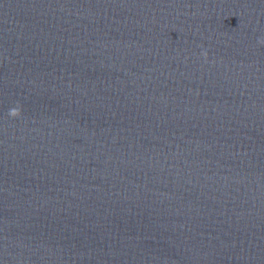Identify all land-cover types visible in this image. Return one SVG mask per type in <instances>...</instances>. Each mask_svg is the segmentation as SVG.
I'll return each instance as SVG.
<instances>
[{"label": "water", "instance_id": "obj_1", "mask_svg": "<svg viewBox=\"0 0 264 264\" xmlns=\"http://www.w3.org/2000/svg\"><path fill=\"white\" fill-rule=\"evenodd\" d=\"M0 264H264V0H0Z\"/></svg>", "mask_w": 264, "mask_h": 264}, {"label": "clouds", "instance_id": "obj_2", "mask_svg": "<svg viewBox=\"0 0 264 264\" xmlns=\"http://www.w3.org/2000/svg\"><path fill=\"white\" fill-rule=\"evenodd\" d=\"M13 114H15V110H13Z\"/></svg>", "mask_w": 264, "mask_h": 264}]
</instances>
